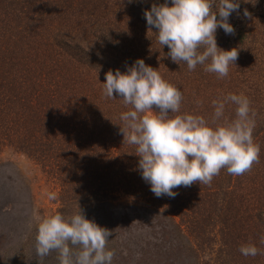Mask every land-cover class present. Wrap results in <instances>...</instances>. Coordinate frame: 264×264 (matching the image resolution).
<instances>
[{
  "label": "trees",
  "instance_id": "1",
  "mask_svg": "<svg viewBox=\"0 0 264 264\" xmlns=\"http://www.w3.org/2000/svg\"><path fill=\"white\" fill-rule=\"evenodd\" d=\"M153 3L163 0H0V171L9 164L19 170L11 156L27 159L58 186L57 212L70 215L78 202L112 231L108 245H127L144 264H264V9L241 0L239 15L229 18L235 33L217 30L218 46L238 49L221 79L167 57L144 17ZM137 59L178 85L182 113L211 120L213 100L246 95L256 112L259 163L242 176L222 169L210 185L157 198L120 132L128 107L102 87L109 70L125 71ZM225 117L235 118V105L226 106ZM3 235L21 234L12 226ZM249 241L262 254L242 256ZM57 256L52 251L43 264H58Z\"/></svg>",
  "mask_w": 264,
  "mask_h": 264
},
{
  "label": "clouds",
  "instance_id": "2",
  "mask_svg": "<svg viewBox=\"0 0 264 264\" xmlns=\"http://www.w3.org/2000/svg\"><path fill=\"white\" fill-rule=\"evenodd\" d=\"M133 0H129V3ZM255 5L258 0H243ZM241 0H163L145 9L149 29H155L160 45L167 46L174 63L186 64L189 71L203 66L218 78L229 75L236 65L238 49L218 46L216 33L233 35L229 18L240 13ZM244 17L249 16L247 9ZM103 93L122 98L127 111L120 114L124 143L135 146L137 170L157 197L174 199L180 187L194 183L210 185L222 169L242 176L259 163L260 145L255 142L256 112L244 94L229 93L212 101V119L181 112L183 93L167 81L158 69L143 59L125 64V71L105 74ZM199 103V101H198ZM235 105V118L225 117L227 105ZM49 200L57 198L47 194ZM135 222V221H134ZM112 231L89 219L77 202L76 210L36 217L35 249L39 264L52 251L58 264H113L114 251L108 248ZM264 243V238L261 239ZM244 257H256L261 249L251 241L241 244Z\"/></svg>",
  "mask_w": 264,
  "mask_h": 264
},
{
  "label": "rangeland",
  "instance_id": "3",
  "mask_svg": "<svg viewBox=\"0 0 264 264\" xmlns=\"http://www.w3.org/2000/svg\"><path fill=\"white\" fill-rule=\"evenodd\" d=\"M252 6L261 9L260 13L264 9V4L262 6L259 1ZM10 158H13L19 170L15 171V166L9 164L0 171V199L6 204L3 210L6 214H0V264H39L32 238L23 234L27 228L31 236L36 235V217L54 214L61 207L56 201L57 198L49 200L47 196L50 192L57 196L59 188L27 159L13 156ZM12 226L21 235L4 238L3 233H7ZM136 228L146 231L139 224ZM15 242L19 248L13 251L10 245ZM108 248L114 251L113 264H144L138 258L137 252L131 250L129 253L126 250L127 245L118 248L108 245ZM43 260L50 263L48 257Z\"/></svg>",
  "mask_w": 264,
  "mask_h": 264
}]
</instances>
